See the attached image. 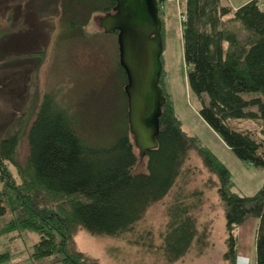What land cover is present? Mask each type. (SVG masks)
I'll list each match as a JSON object with an SVG mask.
<instances>
[{"label":"trees","instance_id":"1","mask_svg":"<svg viewBox=\"0 0 264 264\" xmlns=\"http://www.w3.org/2000/svg\"><path fill=\"white\" fill-rule=\"evenodd\" d=\"M164 1L157 0L159 9ZM15 2L25 4L21 13L25 23L47 14L53 4L63 15L68 34L81 38L88 37L85 26L93 15H105L115 6L114 0H0V14L7 22L14 17ZM160 18L164 46L161 11ZM181 23L187 84L200 104V118L238 160L264 169V137L257 139L234 125L258 122L264 126V0H251L236 9L222 0H184ZM7 33L0 31V44ZM36 53L43 55V51ZM36 60L38 66L43 59ZM117 72L125 85L119 63ZM163 77L162 69L165 103L158 147L144 157V171H136L140 158L129 134L126 108L123 128L108 144H94L79 136L78 120L54 93H44L40 99L36 95L14 132L0 139V183L7 191L0 195V218L8 205L14 207V218L0 231V238L17 228L34 231L39 238L29 254L33 262L52 258L53 264H99L97 257L76 247L78 231L108 237L133 231L148 208L169 194L192 152L217 179L210 185L216 188L224 217L222 264H237V229L249 218L258 219L255 264H264V183L254 195L231 191L233 182L226 166L197 137L183 131ZM122 95L126 101L124 91ZM23 140L27 155L20 161ZM7 163L17 170L20 184L14 182ZM200 205L201 199L193 205L174 201L161 243L155 245L149 232L141 246L154 250L161 264L185 260L195 245L197 253L203 254L212 246V219L198 221L193 210L198 211ZM141 239L130 243L140 245ZM10 262V253L0 252V264Z\"/></svg>","mask_w":264,"mask_h":264},{"label":"rangeland","instance_id":"2","mask_svg":"<svg viewBox=\"0 0 264 264\" xmlns=\"http://www.w3.org/2000/svg\"><path fill=\"white\" fill-rule=\"evenodd\" d=\"M248 1L251 0H222V4L239 8ZM14 5L11 22L0 14V31L10 32L3 37L2 46L0 44V139L14 132L19 119L32 108L36 95L40 99L44 93H54L57 101L70 108L72 116L78 120L76 126L82 139L94 144H108L123 128L127 105L122 95L123 77L117 72L116 35H105L98 26V18L103 14L90 18L85 26L88 37L81 38L68 34L63 15L54 10L53 4L48 7L47 14L26 23L21 15L25 4L15 2ZM160 11L164 22L163 84L183 131L197 137L202 146L226 166L231 173L232 192L254 195L264 183V169L245 164L235 157L200 118V104L189 91L181 33L184 0H166ZM36 51H43V55ZM29 52L37 55L29 56ZM36 57L43 59L38 66ZM234 125L250 131L257 139L264 137V126L258 122H237ZM135 152L138 155L136 149ZM26 155L27 145L23 140L19 148L20 161ZM6 166L14 182L20 184L15 167L9 163ZM144 170L145 158L139 159L136 171ZM210 183H217L216 177L208 173L191 152L169 194L148 208L133 231L120 237H108L79 230L74 237L76 247L97 257L99 264H161L154 250L141 246L143 240H148L147 233H151L155 245L160 244L169 219V206L177 200L193 205L201 199L199 210L193 212L201 223L212 219V246L199 255L195 245L186 255L189 261L184 262L185 259L175 264H222L219 249L225 248L224 217L216 188ZM6 193L0 183V195ZM12 207V204L8 205L7 213L0 218V231H4V226L14 218ZM8 235L0 238V252L10 253V264H53L52 258L36 262L29 259L39 238L34 231L17 228ZM140 237V245L130 243ZM222 237L223 241L219 242Z\"/></svg>","mask_w":264,"mask_h":264},{"label":"water","instance_id":"3","mask_svg":"<svg viewBox=\"0 0 264 264\" xmlns=\"http://www.w3.org/2000/svg\"><path fill=\"white\" fill-rule=\"evenodd\" d=\"M98 18L104 34H116L118 63L126 76L129 134L143 159L158 147L159 119L165 103L160 87L163 65L162 20L157 0H114Z\"/></svg>","mask_w":264,"mask_h":264},{"label":"crops","instance_id":"4","mask_svg":"<svg viewBox=\"0 0 264 264\" xmlns=\"http://www.w3.org/2000/svg\"><path fill=\"white\" fill-rule=\"evenodd\" d=\"M232 9H236V8H232ZM257 225H258V219L249 218L245 221V223H243L237 229V236H238L237 264H255V233H256ZM221 240L223 241V237L220 238L219 242H221ZM224 250L225 248H223L221 251L219 249L220 256L224 252ZM186 261H189V259L187 258L184 262Z\"/></svg>","mask_w":264,"mask_h":264},{"label":"built area","instance_id":"5","mask_svg":"<svg viewBox=\"0 0 264 264\" xmlns=\"http://www.w3.org/2000/svg\"><path fill=\"white\" fill-rule=\"evenodd\" d=\"M160 10H161V8H160Z\"/></svg>","mask_w":264,"mask_h":264},{"label":"flooded vegetation","instance_id":"6","mask_svg":"<svg viewBox=\"0 0 264 264\" xmlns=\"http://www.w3.org/2000/svg\"><path fill=\"white\" fill-rule=\"evenodd\" d=\"M116 35V34H115Z\"/></svg>","mask_w":264,"mask_h":264}]
</instances>
